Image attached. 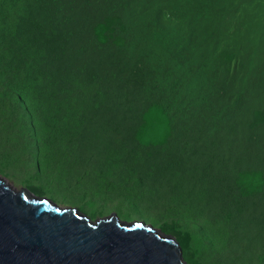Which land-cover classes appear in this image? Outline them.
<instances>
[{"label": "trees", "instance_id": "1", "mask_svg": "<svg viewBox=\"0 0 264 264\" xmlns=\"http://www.w3.org/2000/svg\"><path fill=\"white\" fill-rule=\"evenodd\" d=\"M0 132L153 213L188 263L222 264L259 225L264 264V180L239 183L264 175V0H0ZM196 180L224 192L196 196Z\"/></svg>", "mask_w": 264, "mask_h": 264}, {"label": "water", "instance_id": "2", "mask_svg": "<svg viewBox=\"0 0 264 264\" xmlns=\"http://www.w3.org/2000/svg\"><path fill=\"white\" fill-rule=\"evenodd\" d=\"M183 254L154 233L94 229L78 217L0 188V264H183Z\"/></svg>", "mask_w": 264, "mask_h": 264}, {"label": "rangeland", "instance_id": "3", "mask_svg": "<svg viewBox=\"0 0 264 264\" xmlns=\"http://www.w3.org/2000/svg\"><path fill=\"white\" fill-rule=\"evenodd\" d=\"M159 117L160 121L158 124L161 129H157V132H159L158 134L152 135V143L154 144L163 141L161 139V132L165 133L166 136L169 132V116L163 113ZM213 153L214 151L212 154ZM225 154L222 156H225ZM200 159L201 160L198 159L196 163L198 172L194 171L197 175V179H200L202 171L206 170L211 165L209 159L204 157H200ZM221 161L222 160L219 162L212 161V179H216V175H218L221 180L226 177V180H223L221 185V188H224L230 177L228 174L226 175V173H224L227 168L225 169V167H223ZM46 167L47 165L44 160L33 155L30 147L27 145L22 147L11 136H8L7 133L0 132V178L5 180L14 190H26L32 194V196L38 199L46 198L61 208L75 209L89 217L92 221L105 219L114 214L121 222L143 223L147 226H152L156 231L164 234L161 230V224L153 213L140 211L141 208L135 207L134 204H122L118 201L116 195L110 193L104 194L99 189L97 190V183L93 176L85 174L79 178L76 176L66 178L58 171H47ZM244 178L245 179L241 178L239 180L240 187L243 192L244 190L245 192H249L254 189L253 187L262 184L264 175L262 173H251ZM253 183H255V186ZM207 187L209 186L206 185V183L196 180L192 185L194 195L200 196L209 193L212 195L211 197L205 196L212 199L215 198L213 197L214 195L217 196L224 192L223 190L221 193L215 192L214 190L217 189L216 186L211 187L210 191L205 192V188ZM217 208H220V206H215L210 203V209H205L206 215L199 219L200 223H204L205 219L209 216L214 217V213L219 212ZM259 213L261 212L258 211L256 215H259ZM222 216L225 217L224 214H222ZM243 228L245 230L240 231L231 245L227 246L225 252L219 255L218 260L222 261V264H257V254H255L254 251L256 247H258L259 238L262 235L261 227L259 225H244ZM185 262L186 264L188 263L186 260Z\"/></svg>", "mask_w": 264, "mask_h": 264}, {"label": "bare ground", "instance_id": "4", "mask_svg": "<svg viewBox=\"0 0 264 264\" xmlns=\"http://www.w3.org/2000/svg\"><path fill=\"white\" fill-rule=\"evenodd\" d=\"M0 188L9 191L12 195H15V196H18L21 198H25V199H29V200H33V201H37V207L50 206L56 210L57 216L78 217L80 220L89 223L94 229H101V228H103V227H105L111 223L117 222L118 227L120 229L145 231V232L154 233V239L170 242L182 253V249H181V247H180V245H179V243L175 237H171L169 235H164V234L156 231L152 226H147L143 223H137V222H133V223L121 222L120 220H118V218L114 214L105 218V219H99L97 221H92L89 219V217L78 212L75 209L61 208V207L55 205L53 202L47 200L46 198L45 199H38V198L32 196V194H30L26 190L16 191L12 187H10V185L8 183H6L5 180H3L1 178H0ZM183 264H186L185 260H184Z\"/></svg>", "mask_w": 264, "mask_h": 264}]
</instances>
